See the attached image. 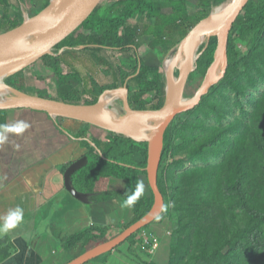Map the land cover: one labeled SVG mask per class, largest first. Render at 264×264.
Returning a JSON list of instances; mask_svg holds the SVG:
<instances>
[{"label":"trees","instance_id":"1","mask_svg":"<svg viewBox=\"0 0 264 264\" xmlns=\"http://www.w3.org/2000/svg\"><path fill=\"white\" fill-rule=\"evenodd\" d=\"M29 1L36 6L31 9L32 15L49 3ZM226 1L194 0L195 10L190 11L191 0H102L55 46L54 54L39 59L53 68L56 95L51 97L95 103L105 89H115L128 79L131 107H161L166 96L165 77L159 64L148 63L139 55L141 38L152 36L151 49L174 46L213 6ZM6 3L0 0V5ZM167 7L169 11H165ZM136 15L139 17L134 22ZM22 20L20 13L14 17L1 14L0 32ZM216 44L213 36L206 46L205 42L200 46L196 69L187 82L197 75L203 79ZM118 54L131 58L129 68ZM227 55L224 77L210 87L196 107L176 115L164 135L157 173L164 208L157 219L171 216L176 223L166 264H264V91L259 97H251V111L242 109L243 117L223 123L230 113L225 91L245 96L264 80V0H249L236 18L229 32ZM86 58L103 73L111 74L113 81L101 85L89 74L83 78L73 61ZM25 70L6 77V84L19 91L48 96L44 90H29ZM211 114L216 123L207 124ZM78 122L82 124L76 136L81 137L88 160L71 176L77 190L89 193L91 201H126L137 185L143 184V194L129 206L132 215L126 227L144 215L153 202L144 170L147 143L106 130L105 138L90 137V127L96 126ZM0 124H7L6 110L0 109ZM186 162L194 165L186 167ZM68 165L64 164L62 171ZM139 231L124 241L131 250L137 248ZM106 232L102 227L87 226L67 235L63 247L86 250L106 240ZM5 241L0 243V261L10 253V246L2 247Z\"/></svg>","mask_w":264,"mask_h":264},{"label":"water","instance_id":"2","mask_svg":"<svg viewBox=\"0 0 264 264\" xmlns=\"http://www.w3.org/2000/svg\"><path fill=\"white\" fill-rule=\"evenodd\" d=\"M101 1L49 0L48 5L36 14L26 16L17 26L0 32V73L4 72V78H6L25 69L43 55L52 54L55 46L73 32ZM228 1L227 10L214 25H208L212 15V11H210L176 44V54L180 57L183 56L184 61L180 66L177 63L174 65V67H179L175 86L167 91V83L165 82V100L162 106L157 109H136L130 106L127 88L128 79L119 89L123 93L124 112L122 114L117 113L112 117L99 114L98 106L101 98L107 92H116L114 89H105L95 103H72L50 96L19 91L5 82L8 87L14 90V93L12 92L13 94L0 99L1 110L29 109L42 111L53 117L82 121L114 134L147 143V158L144 170L147 183L153 194L150 209L140 218L121 229L116 235L81 251L66 264H85L113 250L132 234L155 221L162 213L164 197L158 187L157 173L164 135L175 116L196 107L202 97L208 93L210 87L218 83L226 73L229 32L249 0ZM200 36L204 37L202 42H205V46L210 37L213 36L216 37L217 44L213 60L207 68L199 87L191 97L185 98L183 93L187 81L190 74L196 69L197 59L201 54L199 45L196 44ZM79 47L82 48L83 46ZM146 123H149V126L144 136L133 135L132 132L136 127H146ZM91 144L94 145L93 142ZM87 160L88 157L85 154L69 163L63 173L65 188L75 198L84 202L90 201L87 198L91 195L77 190L72 184L71 176L76 170L84 166Z\"/></svg>","mask_w":264,"mask_h":264},{"label":"crops","instance_id":"3","mask_svg":"<svg viewBox=\"0 0 264 264\" xmlns=\"http://www.w3.org/2000/svg\"><path fill=\"white\" fill-rule=\"evenodd\" d=\"M7 2L0 5V15L14 17L20 13L24 19L32 15V7L36 8L29 0ZM136 20L134 17L133 21ZM12 112L15 114L7 119V124L23 120L30 128L22 134L9 133V141L0 146V216L19 206L24 209V219L17 228L0 235V243L6 240L2 247L10 246L9 255L0 264H66L81 252L79 247H63L67 235L93 225L105 228L110 238L130 220L131 208L120 198L97 202L89 196L90 201L84 202L65 188L62 166L87 151L80 144L81 137L76 136L79 124L67 123L66 119H57L42 111ZM163 219L147 227L160 237L159 247L153 253L148 254L139 247L131 250L130 244L123 242L86 264H147L150 261L166 264L171 236L170 230L162 226Z\"/></svg>","mask_w":264,"mask_h":264},{"label":"rangeland","instance_id":"4","mask_svg":"<svg viewBox=\"0 0 264 264\" xmlns=\"http://www.w3.org/2000/svg\"><path fill=\"white\" fill-rule=\"evenodd\" d=\"M103 1H105V0H103ZM193 1L194 0H191V4L188 5L190 11L195 10V7L193 6ZM216 6H219V5L213 6L211 11ZM23 7H24V10L26 11L24 5H23ZM169 10H170V8H168V7L165 8V11H169ZM138 17H139V15H136L137 19H138ZM152 39H153L152 36L142 37L141 38V47H140V49H138V53L148 63L160 65V69L163 72L164 77H165V82L167 83V77H166V72H165V68H164V61L166 58L170 57L172 54H174L176 52V50H177L176 44L174 46H170V47H166V45H163L162 48L156 47V48L151 49L149 47V43ZM202 44H204V41L203 42L201 41V43L199 44V48ZM60 50H58V53ZM54 53H55V49L52 50V54H54ZM118 58L121 60L123 65L126 66V68H129V65L131 63V58L128 55L118 54ZM73 62L77 65V67L80 71L79 73L82 74L83 78L87 79L88 74H89L101 85L109 84L113 81V77L111 74L103 73L88 58L80 59V60H74ZM178 73H179V67L175 66L174 67V76L176 78L178 76ZM25 77H26V85L29 88V90H31V91L44 90V92L50 97L56 95L54 78H53V68L47 66L41 60H37V61L33 62L31 65L26 67ZM201 81H202V77L200 75H197L192 80H189V82H187V85L185 87L183 96L185 98L191 97L195 93L197 88L199 87ZM4 82H5V78H4ZM121 87H122V85L115 88L114 89L116 91L115 93L120 91L119 89ZM13 91L14 90H12V92ZM263 91H264V80H261L257 84L256 88L249 89V93L245 96L237 97L233 92L225 91V95H226V99H227L226 104H227V108L229 109L230 113L227 115V117H225V119L223 120V123H229L230 121L233 120L234 117H237V116L243 117L242 109H244L246 111H251L253 108L252 104L250 102L251 97H259ZM12 92H11V94L14 93V92L13 93ZM28 93H30V92H28ZM111 93L112 92H107L106 94H111ZM33 94H35V93H33ZM109 106H110V108H114L118 113L122 114L124 112L122 95L114 98ZM13 110H19V109L8 110L7 111V119H9V117H12V115L15 114L14 112H12ZM9 111H11V112H9ZM190 118H194V116L191 115ZM65 121L67 123H77L79 125L82 124L78 121L71 120V119H69V120L66 119ZM206 121H207V124L216 123L213 114H211V116L206 118ZM106 133L107 132L105 130L98 128V127H90V129L88 131V134L90 137L96 135V136H99L101 138H105ZM171 160L172 159L169 158L168 161H171ZM191 165H194V164H191L189 162L185 163L186 167H189ZM162 226H164L165 229L170 230V236L174 235L173 232L175 230L176 223H175V220L171 216L165 217L162 220ZM146 230H150V229L146 228ZM136 237L138 238V233H137Z\"/></svg>","mask_w":264,"mask_h":264},{"label":"bare ground","instance_id":"5","mask_svg":"<svg viewBox=\"0 0 264 264\" xmlns=\"http://www.w3.org/2000/svg\"><path fill=\"white\" fill-rule=\"evenodd\" d=\"M228 6H229V2H225V3L220 4L219 6H216L212 10V15H211L208 25L209 26L214 25L225 13ZM203 38H204L203 36H200L197 39L196 44L199 45L201 41L203 40ZM183 61H184L183 56L181 57L178 56L176 52L172 54L170 57L165 59L164 68H165L166 75H167V85H166L167 91H170L175 86V83H176V77L174 76V65L177 63L180 66L183 63ZM4 76H5L4 72L0 73V99L6 98L12 92V89L5 84ZM122 94L123 93L120 90L117 93L112 92L111 94L104 95L101 98L99 106H98L99 114L108 116V117L115 116L118 112L114 108H110L109 105L114 98L119 97ZM148 126H149V123H146V127H136L132 132L133 135L144 136L148 131Z\"/></svg>","mask_w":264,"mask_h":264},{"label":"clouds","instance_id":"6","mask_svg":"<svg viewBox=\"0 0 264 264\" xmlns=\"http://www.w3.org/2000/svg\"><path fill=\"white\" fill-rule=\"evenodd\" d=\"M28 128L30 124L26 121H17L14 124H0V146H3L9 141V133L22 134ZM143 194V184H138L135 192L129 195L125 201L127 206H133L140 196ZM24 219V209L22 207H15L9 209L4 216H0V235L9 233L11 230L17 228V226Z\"/></svg>","mask_w":264,"mask_h":264},{"label":"built area","instance_id":"7","mask_svg":"<svg viewBox=\"0 0 264 264\" xmlns=\"http://www.w3.org/2000/svg\"><path fill=\"white\" fill-rule=\"evenodd\" d=\"M137 239V247L148 254L153 253L160 244V237L156 233L146 229H142L138 232Z\"/></svg>","mask_w":264,"mask_h":264}]
</instances>
